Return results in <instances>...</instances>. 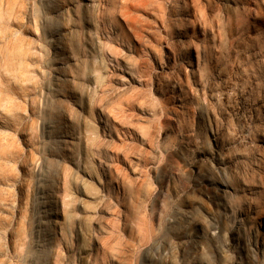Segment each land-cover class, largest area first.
<instances>
[{
	"label": "rangeland",
	"instance_id": "374dc122",
	"mask_svg": "<svg viewBox=\"0 0 264 264\" xmlns=\"http://www.w3.org/2000/svg\"><path fill=\"white\" fill-rule=\"evenodd\" d=\"M179 1L0 0V264H264V0Z\"/></svg>",
	"mask_w": 264,
	"mask_h": 264
},
{
	"label": "bare ground",
	"instance_id": "6f19581e",
	"mask_svg": "<svg viewBox=\"0 0 264 264\" xmlns=\"http://www.w3.org/2000/svg\"><path fill=\"white\" fill-rule=\"evenodd\" d=\"M176 7L179 8V9H183L185 6H184V4L182 2H180L178 0V2L176 3ZM177 21H179L181 24H185L186 23V19H185V17L182 14L178 15ZM253 132H254V134H256L258 136H262V135H264V128L262 126H260V125H257V126L254 127Z\"/></svg>",
	"mask_w": 264,
	"mask_h": 264
}]
</instances>
